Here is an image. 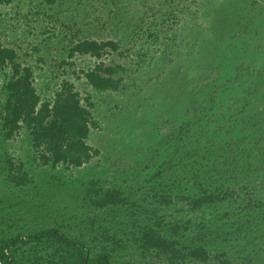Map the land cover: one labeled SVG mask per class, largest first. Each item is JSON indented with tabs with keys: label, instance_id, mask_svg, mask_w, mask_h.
Wrapping results in <instances>:
<instances>
[{
	"label": "rangeland",
	"instance_id": "374dc122",
	"mask_svg": "<svg viewBox=\"0 0 264 264\" xmlns=\"http://www.w3.org/2000/svg\"><path fill=\"white\" fill-rule=\"evenodd\" d=\"M83 40L120 49L70 58ZM0 45L32 70L42 100L64 81L84 105L91 98L98 128L87 142L100 151L81 169L41 166L26 130L7 140L0 117V240L56 226L94 254L114 248L118 263L170 264L134 242L158 222L209 254L176 264H264V0H9L0 3ZM101 62L124 68L119 91L88 84ZM7 75L0 70V101ZM10 158L32 184L8 180ZM92 181L131 204L96 209ZM201 189L234 195L200 210L180 199ZM32 252L18 255L31 264Z\"/></svg>",
	"mask_w": 264,
	"mask_h": 264
},
{
	"label": "trees",
	"instance_id": "16d2710c",
	"mask_svg": "<svg viewBox=\"0 0 264 264\" xmlns=\"http://www.w3.org/2000/svg\"><path fill=\"white\" fill-rule=\"evenodd\" d=\"M9 0H0V3ZM119 44L114 41L83 40L76 43L69 51V57L90 55L97 59L108 51L118 52ZM18 54L14 49L0 45V70H10V75L3 85L4 99L0 101L3 119L4 137L16 139L22 130L31 137L34 160L39 165L57 169H81L100 155L98 149L88 144L93 128H98L90 97L84 99L75 84L64 81L55 93L53 100H42L34 86L33 72L17 61ZM62 65L69 64L63 61ZM121 66L98 64L85 74L88 84L96 91H119L123 78L119 72ZM8 180L20 187L33 183L32 177L24 171L23 164L8 162ZM97 181L90 183L88 194L91 205L96 209L120 208L131 204L129 197L119 188L104 189ZM202 190V189H201ZM233 192L214 193L202 190L196 197L182 196L192 210H200L233 197ZM166 203L170 201L165 200ZM161 223L139 228L134 242L143 254L156 253L165 256L170 264L177 261L193 259L207 262L209 254L203 247L188 248L180 240V230L171 228V236H165L160 230ZM33 248L30 254L31 264H129L118 263L114 258V248L107 246L94 254L90 247L81 240L71 238L58 227L35 231L25 235L20 232L14 237L0 240V264H26L19 252L24 246ZM24 254V253H23ZM29 262V260H28Z\"/></svg>",
	"mask_w": 264,
	"mask_h": 264
}]
</instances>
